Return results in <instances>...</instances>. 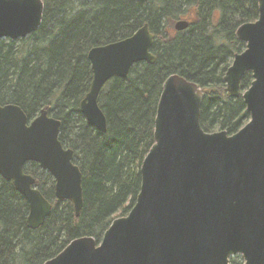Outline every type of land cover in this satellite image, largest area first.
I'll return each instance as SVG.
<instances>
[{
  "label": "water",
  "instance_id": "95a60500",
  "mask_svg": "<svg viewBox=\"0 0 264 264\" xmlns=\"http://www.w3.org/2000/svg\"><path fill=\"white\" fill-rule=\"evenodd\" d=\"M258 16L239 24L235 52L222 80L228 96L241 95L249 118L233 133L204 130L206 89L186 77L166 76L155 109L153 141L140 165V186L125 215L113 218L101 237L71 239L42 264H264V0ZM42 0H0V39L36 31ZM186 19L174 27L184 29ZM154 34L145 22L130 35L87 51L92 76L79 102L85 120L106 131L98 95L112 77H126L137 62L153 63ZM250 72L249 85L241 80ZM60 120L40 108L32 118L15 103H0V175L27 201L26 224L39 227L52 203L24 171L35 161L54 179V196L80 213L82 176L73 150L58 138Z\"/></svg>",
  "mask_w": 264,
  "mask_h": 264
},
{
  "label": "trees",
  "instance_id": "16d2710c",
  "mask_svg": "<svg viewBox=\"0 0 264 264\" xmlns=\"http://www.w3.org/2000/svg\"><path fill=\"white\" fill-rule=\"evenodd\" d=\"M42 1L36 31L0 39V103L19 105L28 118L46 108L60 120L58 138L72 148L81 171L83 204L75 215L69 200L55 198L51 174L28 161L24 171L52 203L44 222L29 228L26 199L0 175V264H42L75 237L98 240L116 214L128 212L167 75L178 73L206 89L200 112L204 130L233 133L249 118L241 95H224L222 77L233 54L245 46L235 29L257 18V0ZM180 19L188 25L177 30ZM145 22L154 34L156 59L137 62L126 77L106 81L98 95L106 131L99 132L79 109L92 76L87 51L128 36ZM250 80L246 72L241 87Z\"/></svg>",
  "mask_w": 264,
  "mask_h": 264
},
{
  "label": "rangeland",
  "instance_id": "374dc122",
  "mask_svg": "<svg viewBox=\"0 0 264 264\" xmlns=\"http://www.w3.org/2000/svg\"><path fill=\"white\" fill-rule=\"evenodd\" d=\"M231 63V62H230ZM223 90V89H222ZM225 96H227V94H224ZM117 216L116 217H118V216H120L119 214H116ZM122 216V215H121ZM230 260L232 261V263L233 264H242V262H243V259H242V257H241V255L240 254H236V255H234V256H232L231 258H230Z\"/></svg>",
  "mask_w": 264,
  "mask_h": 264
}]
</instances>
